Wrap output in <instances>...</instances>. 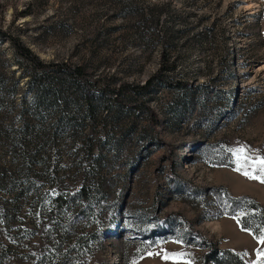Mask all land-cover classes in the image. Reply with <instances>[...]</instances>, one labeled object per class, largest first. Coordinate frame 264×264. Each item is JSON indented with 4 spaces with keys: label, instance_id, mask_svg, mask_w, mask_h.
<instances>
[{
    "label": "rangeland",
    "instance_id": "obj_1",
    "mask_svg": "<svg viewBox=\"0 0 264 264\" xmlns=\"http://www.w3.org/2000/svg\"><path fill=\"white\" fill-rule=\"evenodd\" d=\"M253 2L0 0V31L112 89L95 122L54 134L61 115H33L34 68L0 38L2 69L28 75L0 105V264H203L210 245L264 264V243L239 223L251 205L230 203L264 209V183L235 171L232 153L264 158V0ZM163 54L175 69L147 94L119 89L143 85Z\"/></svg>",
    "mask_w": 264,
    "mask_h": 264
},
{
    "label": "trees",
    "instance_id": "obj_2",
    "mask_svg": "<svg viewBox=\"0 0 264 264\" xmlns=\"http://www.w3.org/2000/svg\"><path fill=\"white\" fill-rule=\"evenodd\" d=\"M30 11L25 9L20 15H28ZM155 25L158 24V19L154 16L151 17ZM0 38L2 41H8L10 49L18 62L20 60H25L30 63L34 72L31 74L30 82L28 84L29 91L34 95V103L30 108L33 115L39 119L43 120L45 117L50 115H61L59 123L54 127V134H60L61 136L68 133H75L76 127L79 126L77 123V117L81 116L88 117L92 122H95L101 113L109 109L108 101L104 90L111 92V88L106 86L103 89H96L92 83H89L85 79L86 72L81 67H77L74 70L66 68L65 65L51 64L46 65L38 59L34 53L23 44L19 37H12L8 32L0 31ZM142 42L147 43L142 38ZM20 64V63H19ZM18 64V66H19ZM4 65L9 67V60L5 59ZM21 66V65H20ZM55 68L57 72L63 73L65 76L54 74L50 78L46 76V68ZM175 69V62L170 61L166 55H162L160 67L156 74L148 79L143 85L139 86H128L121 85L119 89L128 88L132 90L135 94L143 96L147 94L153 84L154 80L158 82L163 81L162 73L165 71H173ZM28 75L24 72L20 74V78H15V72L4 71L2 66H0V105L4 102L5 97L14 96L15 92L19 88V81ZM8 81H12V86L8 87ZM118 91L120 92V90ZM10 94V95H9ZM115 103L118 102V95L115 98ZM65 112V115L62 113ZM82 122V121H80ZM28 125L23 123L21 128H19V133H26ZM20 136V135H19ZM93 137H87L85 144L87 147L88 156H93ZM90 187L89 182H85L81 187L79 198L86 201H90L88 196V189ZM63 194H59L54 200L55 205L62 206ZM61 205H60V204ZM230 203L232 206L236 204L249 203L250 207L246 210L247 213L240 217L239 223L241 228L251 232L255 237L259 238L264 235V209L262 206L254 202L253 200L242 197L241 199H231ZM64 204V203H63ZM49 264V262H46ZM247 264L240 255L229 250H219L216 246H209V253L204 255L203 264Z\"/></svg>",
    "mask_w": 264,
    "mask_h": 264
},
{
    "label": "snow or ice",
    "instance_id": "obj_3",
    "mask_svg": "<svg viewBox=\"0 0 264 264\" xmlns=\"http://www.w3.org/2000/svg\"><path fill=\"white\" fill-rule=\"evenodd\" d=\"M232 153L236 157L235 162L237 164V167L235 168V171L240 172L242 169H244L242 172L244 176L248 177L249 179L259 180L261 183H264V158L256 157L253 159L246 156L245 149L243 147L232 150ZM245 161H247L248 164L253 165V167H251V170H248V166L244 163ZM254 165L260 166L258 174H255L256 168L254 167ZM259 242L264 243V235H261L259 237ZM258 256L264 257V252L258 253ZM168 258V256H165V259ZM173 258L175 259L176 257Z\"/></svg>",
    "mask_w": 264,
    "mask_h": 264
},
{
    "label": "bare ground",
    "instance_id": "obj_4",
    "mask_svg": "<svg viewBox=\"0 0 264 264\" xmlns=\"http://www.w3.org/2000/svg\"><path fill=\"white\" fill-rule=\"evenodd\" d=\"M253 1H254V0H246V3H245V6H244V9L249 10V11H251V10H253V9H256V6H255V4H254Z\"/></svg>",
    "mask_w": 264,
    "mask_h": 264
},
{
    "label": "crops",
    "instance_id": "obj_5",
    "mask_svg": "<svg viewBox=\"0 0 264 264\" xmlns=\"http://www.w3.org/2000/svg\"><path fill=\"white\" fill-rule=\"evenodd\" d=\"M238 255H240V254H238ZM241 256V255H240ZM242 257V256H241ZM243 259V258H242Z\"/></svg>",
    "mask_w": 264,
    "mask_h": 264
}]
</instances>
